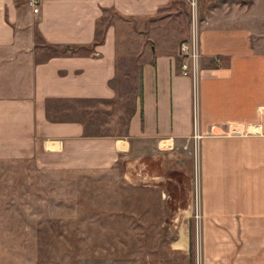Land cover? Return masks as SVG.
<instances>
[{"label":"crops","instance_id":"1","mask_svg":"<svg viewBox=\"0 0 264 264\" xmlns=\"http://www.w3.org/2000/svg\"><path fill=\"white\" fill-rule=\"evenodd\" d=\"M176 2L41 0L34 14L28 0H0V163L119 167L127 184L156 192L142 200L140 256L122 244L124 264L194 262L193 84L181 73L183 41L161 15ZM199 2L204 264H264V0ZM135 34L145 36L138 91L118 112L119 53ZM38 41L55 53L39 57ZM67 46L81 48L63 54Z\"/></svg>","mask_w":264,"mask_h":264},{"label":"rangeland","instance_id":"2","mask_svg":"<svg viewBox=\"0 0 264 264\" xmlns=\"http://www.w3.org/2000/svg\"><path fill=\"white\" fill-rule=\"evenodd\" d=\"M174 6L161 15L171 20L173 36L180 44L191 28L192 14L188 0L186 3L178 1ZM198 7L201 24L199 0ZM134 36L133 44L126 46L123 43L119 53L116 80L118 112L123 111L121 106L124 102L121 100L131 99L138 91V59L145 36ZM118 37L119 41L125 40L123 31H119ZM36 47L39 48V57L44 56L42 53L46 57L55 53L54 49L39 41ZM4 56L0 54V58ZM2 78L0 70V83ZM100 119L108 121L106 117ZM186 145L189 148L185 152H190L191 158L186 156L195 167L196 196V179L199 177L201 180L200 147L196 156L198 163L197 160L195 163L193 140ZM157 196L156 192H144L140 186L127 184L119 167L94 172H46L30 162H2L0 264H108L111 260L124 264L126 253L122 244L133 245L131 254L135 260L140 256L142 241V211L145 210L142 200L148 198L156 202ZM199 238L203 252L202 224ZM193 239L196 245L198 232L195 222ZM109 243L115 246L114 252L98 251L99 245L108 248Z\"/></svg>","mask_w":264,"mask_h":264},{"label":"built area","instance_id":"3","mask_svg":"<svg viewBox=\"0 0 264 264\" xmlns=\"http://www.w3.org/2000/svg\"><path fill=\"white\" fill-rule=\"evenodd\" d=\"M190 3L192 21L190 28V36L187 40L180 44V57H181V73L183 76L189 77L193 84V96H194V134L192 140L194 143V156L195 163L198 159V148L200 147V140L202 138L200 134V123H199V86L202 75L201 68V47H200V34L201 24L198 17V0H188ZM41 0H28V7L31 8L34 14L40 12ZM198 163V160H197ZM197 166V165H196ZM197 178V174H196ZM199 178V177H198ZM196 179V196H195V211H194V222L196 224L198 232V242L194 245L193 251V264H204L202 246L200 244V225L202 224V197L200 178Z\"/></svg>","mask_w":264,"mask_h":264},{"label":"trees","instance_id":"4","mask_svg":"<svg viewBox=\"0 0 264 264\" xmlns=\"http://www.w3.org/2000/svg\"><path fill=\"white\" fill-rule=\"evenodd\" d=\"M177 1H181V2H185L186 3V0H177ZM103 36H104V30L100 28L99 35L96 38V40L93 43V45L90 46V48L95 46V45L100 44L103 41ZM79 48H81V47L80 46H76V47L67 46V47H64V49L61 52L63 54H68V52L75 53L77 50H79Z\"/></svg>","mask_w":264,"mask_h":264}]
</instances>
